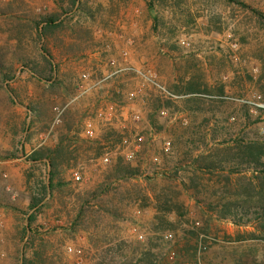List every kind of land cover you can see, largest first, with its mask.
I'll list each match as a JSON object with an SVG mask.
<instances>
[{
    "label": "rangeland",
    "instance_id": "374dc122",
    "mask_svg": "<svg viewBox=\"0 0 264 264\" xmlns=\"http://www.w3.org/2000/svg\"><path fill=\"white\" fill-rule=\"evenodd\" d=\"M152 1L151 9L149 0H78L64 15L68 0H0V264L23 263V237L31 232L44 250L40 264H95L94 248L108 239L134 246L160 240L166 264L264 259V240L246 235L253 224L237 226L213 212L222 196L237 200V177L188 167L231 137L264 136V109L248 111L249 120L242 115L245 103L259 96L264 103L250 81L264 61V28L253 13L264 17V0ZM55 14L57 27L41 37L44 18ZM44 49L55 70L50 81L29 67L43 66ZM185 55L209 87L183 96ZM187 98L201 110H187ZM157 99L163 108L150 119ZM39 148L55 151L63 186L32 211L31 195L49 175L47 160L29 158ZM120 158L138 170V187L106 200L120 217L95 218L98 237L90 242L71 225L76 200L107 179Z\"/></svg>",
    "mask_w": 264,
    "mask_h": 264
},
{
    "label": "trees",
    "instance_id": "16d2710c",
    "mask_svg": "<svg viewBox=\"0 0 264 264\" xmlns=\"http://www.w3.org/2000/svg\"><path fill=\"white\" fill-rule=\"evenodd\" d=\"M225 1L232 3L235 2L244 6V3L241 0ZM77 2L78 0H68V8L65 10L64 15L70 14L74 7H76ZM155 4L154 1L149 0L148 7L152 9ZM245 7H247L246 4ZM253 13L259 17L264 28L263 15L257 10H254ZM57 19H59L57 14L52 17L49 16L44 18L45 26L41 28V37L50 33L53 28L57 27L55 24ZM154 20L157 25V18ZM205 31L209 33L212 30ZM44 51L45 55L42 54L43 66L36 69L35 66L37 64L32 62V65L29 67L39 78L45 81H50L52 73L55 72V70L53 69L50 58H47L49 53L45 49ZM187 57L188 55L181 56L179 62H185L189 65L187 67L189 74L184 80L181 81L180 79L181 83L185 86L183 85V87H179L186 88L187 92H185L184 95L179 94V96H186L187 93L196 94V92H194L196 90L202 92L199 89L202 86L206 88L209 87L205 78L200 79L195 76L198 71H195L196 69L193 68L194 58ZM261 66L262 68L258 76H254L255 78H251L250 81H252L255 88L260 91L259 93L264 96V61L261 62ZM25 67L28 68L27 66ZM222 89L223 87L219 90L222 91ZM186 104H191L186 106L187 110L190 112L201 110L200 104H198L194 98L184 99L183 105ZM192 104L195 106H192ZM162 108L160 100L157 99L151 108L153 112H150V119H154L156 116L155 113H159ZM213 108H215V106L211 105L210 108L204 109V112L202 113L207 114V112H211ZM242 108L243 118L249 120V108L247 106ZM229 139L230 140L226 142L216 144L212 149L207 151L209 152L208 154H199L192 158V162H190L188 167L195 171H200L202 168H205L207 172L211 174H213V171L221 170L218 172L221 173L218 177L224 178L226 181H232V177H237L235 185L240 191L239 194H236L237 200L233 201L226 198V196H222L214 206L215 208L213 212L216 214L215 217H218L221 220H229L237 226L253 224V229L255 230L253 232H246V235L251 237V239H253L255 235H258L259 239L264 240V136L248 140L237 136ZM212 151L223 155L225 158L223 160L215 161V158L212 157ZM231 156H233V158ZM29 158L33 163L42 160H47L49 162V175L47 182L40 180L37 184V194L34 195L33 193L31 195L30 209L33 211L37 206L45 202L49 193L51 194L58 187L63 186V181L60 178L59 166L57 164L54 150L39 148L38 150H34ZM245 171H250L251 176H240L241 174H245L242 173ZM138 174V170L133 168L132 165L125 162L122 158L118 159L111 169L107 179L101 182L93 191L82 194L77 198V207H75L72 217V227L77 232L83 231L87 233L89 241L93 242L95 237H98L96 230L93 229L92 231L91 229L94 227L93 225H95V218L100 222H105L107 220L115 221L120 217L118 207L107 203L106 200L115 193L123 195L124 190L125 192H128L127 189L132 186V181L138 177ZM28 185L30 186V184ZM137 193L141 195L144 194V191L140 189ZM228 196H230V194H228ZM28 221H32V218ZM124 222L126 223V227L132 223L131 219L129 220L128 218H125ZM108 224L109 223H106L105 226L107 227ZM28 228L29 231H31L30 229L32 228H30V226H28L27 229ZM25 239V258H23L22 264H40V260L44 255L42 253L44 250L38 245V239L36 238L35 233L31 232L28 237L25 234L23 240ZM40 241L43 242V240ZM106 243L108 244L107 246H105ZM162 246L163 244L160 240L156 241V244H154L152 240L148 241L147 239L146 243L136 244L134 246L132 243H127L125 240L108 239L104 246L94 248L96 257L97 255L99 256L95 264H166L165 261L161 260ZM28 251L31 253L30 256L27 254ZM259 264H264V259Z\"/></svg>",
    "mask_w": 264,
    "mask_h": 264
},
{
    "label": "built area",
    "instance_id": "2783aa9c",
    "mask_svg": "<svg viewBox=\"0 0 264 264\" xmlns=\"http://www.w3.org/2000/svg\"><path fill=\"white\" fill-rule=\"evenodd\" d=\"M248 103V104H247ZM245 103L246 105H248L247 107L249 108V112L253 115L254 112H256L257 110H261L264 109V103L261 101V97H258V100L254 103H252V106H250L251 104H249V102ZM112 109L111 108H107L106 112L104 111V114H106L108 117H111L112 113H111ZM87 134L91 135V131L90 129L87 130Z\"/></svg>",
    "mask_w": 264,
    "mask_h": 264
},
{
    "label": "water",
    "instance_id": "95a60500",
    "mask_svg": "<svg viewBox=\"0 0 264 264\" xmlns=\"http://www.w3.org/2000/svg\"><path fill=\"white\" fill-rule=\"evenodd\" d=\"M154 12L152 11V14H153Z\"/></svg>",
    "mask_w": 264,
    "mask_h": 264
}]
</instances>
